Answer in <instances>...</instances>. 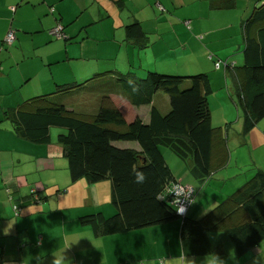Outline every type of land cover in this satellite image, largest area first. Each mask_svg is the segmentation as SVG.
<instances>
[{
	"label": "crops",
	"instance_id": "0c3cea01",
	"mask_svg": "<svg viewBox=\"0 0 264 264\" xmlns=\"http://www.w3.org/2000/svg\"><path fill=\"white\" fill-rule=\"evenodd\" d=\"M262 3L264 0H0V259L3 264H22L29 256L32 257L29 264H51L55 237L65 235L81 237L69 249L74 264L203 261L210 252L182 254L180 222L176 220L95 235L80 219L97 211L103 215L113 213L110 197L109 201H100L106 195L104 192L110 194L109 182L90 184L84 179L71 182L66 163L64 173L60 174L51 159L55 154L61 155V148L54 143L45 149L25 144L3 119V110L18 107L26 93L35 89L50 93L55 88L80 83L83 90L87 82L96 81L103 85L109 81L114 86L121 71L208 74L214 68L210 56L216 55L215 60L239 62L238 56L234 58L232 54L241 50L248 11ZM135 22L145 32V38L141 39L146 46H138L135 38L126 35V25ZM58 25L62 26L65 39L50 34ZM9 31L13 35L10 42ZM185 54L201 55L204 65L198 59L189 61L192 59L189 56L180 59ZM106 95L119 109L121 100L135 110L144 109L140 117L147 118V106H132L123 96L109 94L105 88L82 94L81 111L93 113L100 98ZM122 114L126 120L133 118ZM224 131L228 139L229 130ZM225 151L226 146L223 154L212 157L213 168L205 177L193 176L192 162L188 159L173 158V165L165 160L177 182L196 184L187 216L202 219L209 214L211 220L207 223H212L226 215L225 223L233 226L245 217L234 204L211 213L246 182L240 180L235 187L226 186L227 176L222 169L227 165ZM31 188H35L36 195ZM11 219L16 221L5 234ZM215 235L221 238L213 240ZM207 236L211 252L228 259L229 251H234L236 259H228V264H254V258L264 256L263 242L240 253L224 230L210 228Z\"/></svg>",
	"mask_w": 264,
	"mask_h": 264
},
{
	"label": "trees",
	"instance_id": "16d2710c",
	"mask_svg": "<svg viewBox=\"0 0 264 264\" xmlns=\"http://www.w3.org/2000/svg\"><path fill=\"white\" fill-rule=\"evenodd\" d=\"M249 15L244 25L243 44L237 53L240 64L224 60L225 75L231 80L245 135L264 117V3L251 9ZM126 35L135 38L138 46H146L141 39L145 38V32L138 22L126 25ZM142 73L145 72L121 71L114 86L109 81L104 85L96 81L87 82L83 90L80 83L55 88L50 93L35 89L26 93L18 107L4 109L3 119L25 144L42 149L51 142L50 128H59L56 141L66 160L71 182L109 180L113 213L103 215L97 211L80 219L97 236L181 219L179 242L183 255L211 252L207 236L210 228L224 230L240 253L264 243L262 169H256L240 188L211 211L213 214L222 206L234 204L245 215L235 225L225 223L226 215L207 223L211 220L209 214L202 219L191 218L186 212L177 214L169 189L173 184L182 183L173 177L160 147H167L180 159L190 160L194 177L208 176L213 168L212 157L223 154L225 149L227 131L224 130H229V122L218 127L211 124L209 96L213 89L206 73L171 75L147 70L144 77L138 78ZM104 88L109 94L123 96L132 106H147V118L136 116L126 120L107 95L100 98L93 113L79 109L82 94ZM160 91L168 96L170 106L164 115L155 106V97H164ZM67 93L82 94L65 101L62 97ZM135 171L144 173V183L135 182ZM191 185L195 191L196 184ZM161 192L167 195L158 199L157 194ZM0 264H3L1 259Z\"/></svg>",
	"mask_w": 264,
	"mask_h": 264
},
{
	"label": "rangeland",
	"instance_id": "374dc122",
	"mask_svg": "<svg viewBox=\"0 0 264 264\" xmlns=\"http://www.w3.org/2000/svg\"><path fill=\"white\" fill-rule=\"evenodd\" d=\"M249 13H250V10L248 11V15ZM232 55L234 58H237V54H235V52H233ZM188 56L192 58V59H189V61H194L198 59V63H200V60H201L202 62L201 64L204 65V60L201 55H198L196 57L194 54H190V55L185 54V55L180 56V59H182L183 57H188ZM217 58L218 57L216 55L212 58L214 68L212 66V69L207 74L210 82L213 85V89H214L212 94L209 96L211 116H212L211 124L213 127H216L219 125L224 126L225 121L229 122V136H228V139L226 138L227 139L226 140V154L227 155L225 156L227 165L222 169H223V172L227 176V179L225 182L227 184L226 186L232 185L231 187H235L234 184L236 182L241 180L242 183H244L245 181H247L252 176V174L254 173L256 169H262L264 171V117L259 119L255 123L254 127L246 135L242 132L241 112H240L241 110L236 105L237 98L236 96H234V93L232 92L231 80L227 74L224 76V73H225L224 60H219V59L215 60ZM233 60L235 62H238L237 59H233ZM41 62H43V60H41ZM216 62H219L218 66L216 65ZM238 64H240V60ZM146 73L147 71L144 74L142 73L138 78L144 77ZM164 74L178 75V74H174L171 72L164 73ZM194 74L195 73L183 74V75H194ZM31 82H35V80H32ZM46 89L49 90V88H46ZM81 94L72 95V93H67L62 98L65 101H68L70 98H72V96L75 98H79ZM160 94L164 97L161 98L159 95H157L155 97V103H156L155 106L158 108L159 112L164 115L169 111V108H170L169 100L166 94H164L163 92H161ZM81 106H82L81 104L80 106H78L79 109H81ZM119 107L121 111L124 113V115L129 119L132 117L135 118L136 116H141V114L144 112V109L135 110L122 100L120 101ZM76 109L78 111V108ZM142 117L143 119H145L144 116ZM1 123L2 122H0V124ZM59 131H61L59 128H56V127L50 128V136H51L50 143L51 144L54 143L55 145L59 146L56 141V136ZM59 148L61 147L59 146ZM160 148H161L163 155L165 156V159L170 165L174 164L173 158H175L176 160L182 161V159L178 158L167 147L161 146ZM51 159L54 161L55 167L59 169V173L60 174L64 173L66 162H65V158L63 157L62 153L61 155L60 154L53 155ZM101 182L108 183L109 180L108 179L101 180ZM90 184H93V183H90ZM59 187H62V186L59 185ZM30 191L32 192V194L36 195L35 188H31ZM195 191H194L193 198L195 196ZM85 193L88 196H90L88 189H85ZM104 193H106V195L104 197H101L100 201H103L105 199L109 201L108 200L110 197V194H108L109 192H104ZM82 196L83 194L81 193L80 197ZM109 205H111L110 202H109ZM180 222H181V219H180ZM220 238H221L220 235H215V237L212 239L219 240Z\"/></svg>",
	"mask_w": 264,
	"mask_h": 264
},
{
	"label": "clouds",
	"instance_id": "9594fccd",
	"mask_svg": "<svg viewBox=\"0 0 264 264\" xmlns=\"http://www.w3.org/2000/svg\"><path fill=\"white\" fill-rule=\"evenodd\" d=\"M146 177L143 172L135 171L134 180L137 184L144 183ZM167 194L161 192L157 194V198H164ZM183 208H177V211L183 212ZM16 221V219H11L8 227L4 229L5 234L11 229L12 224ZM243 235V234H241ZM55 236H50V238ZM81 237L73 235L71 237L65 235L63 238L55 237V250H51V264H74V259L68 255L69 249L72 248V246L77 243V241ZM42 258V256H41ZM32 259L31 256L26 257L22 264H29L30 260ZM228 259L235 260V253L233 250L229 251V257ZM228 259H225L224 257H221L216 252L212 251L209 254H207L203 261L196 262L193 259H185L183 261V264H228ZM254 264H264V256H257L254 258Z\"/></svg>",
	"mask_w": 264,
	"mask_h": 264
},
{
	"label": "built area",
	"instance_id": "2783aa9c",
	"mask_svg": "<svg viewBox=\"0 0 264 264\" xmlns=\"http://www.w3.org/2000/svg\"><path fill=\"white\" fill-rule=\"evenodd\" d=\"M159 5V4H158ZM50 34L53 35L55 38H64L66 35L62 32V26L58 25L53 30L50 31ZM13 35L12 31H9L7 34V39L9 42L11 41ZM219 62H216L218 66ZM170 195L172 198V203L176 207V212L179 215H184L187 208L193 201L194 195V187L191 184H173L170 187ZM183 208V212L177 211V208Z\"/></svg>",
	"mask_w": 264,
	"mask_h": 264
}]
</instances>
